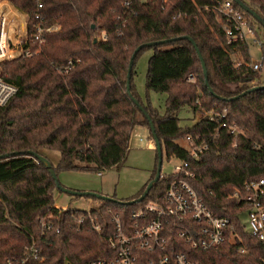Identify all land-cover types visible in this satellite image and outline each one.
<instances>
[{
  "label": "trees",
  "instance_id": "trees-1",
  "mask_svg": "<svg viewBox=\"0 0 264 264\" xmlns=\"http://www.w3.org/2000/svg\"><path fill=\"white\" fill-rule=\"evenodd\" d=\"M14 1L28 13L29 24L41 11L49 24L59 28L46 32L45 42L25 43L32 46V54L5 62L4 78L18 89L0 107V154H8L0 159V264L7 256L22 255L33 239L40 253L27 264H88L95 257L111 256L114 250L108 238L113 221L108 208L119 211L127 223L133 208L147 201L161 202L169 182L187 177L185 172H162L142 200L125 202L138 198L155 176L157 154L152 176L135 195L110 194L123 201L84 195L96 199L90 208L102 223L101 231H96L89 219L80 226L75 220L79 214L88 215L87 208L56 205V191L63 190L45 163L29 151L46 156L58 176L61 170L98 173L123 164L135 126H147L153 138L151 121L164 157L188 161L193 173L189 180L197 192L217 214L231 220L229 238L208 249L192 248L178 235V221L169 220L165 252L186 251L203 264H264V243L241 218L246 204L231 196L236 186L264 176V87L233 98L264 84V79L261 68L249 63V43L231 40L224 31V15L217 10L224 0ZM244 1L264 18V0ZM233 2L264 41V24ZM179 36L196 41L208 68L209 85L194 43ZM168 38L138 50L128 90V66L137 46ZM261 45L264 51V42ZM147 48L153 49L147 87L167 93L163 112L150 99L140 98L134 81L137 57ZM238 53L243 58L239 64L233 58ZM184 106L203 115L182 124L179 112ZM212 108L219 112L215 119L204 114ZM234 123L242 129L237 135L230 132ZM188 137L206 145L196 156L179 141ZM50 212L58 215L57 225L43 229L39 218ZM232 232L237 235L234 241Z\"/></svg>",
  "mask_w": 264,
  "mask_h": 264
},
{
  "label": "built area",
  "instance_id": "built-area-1",
  "mask_svg": "<svg viewBox=\"0 0 264 264\" xmlns=\"http://www.w3.org/2000/svg\"><path fill=\"white\" fill-rule=\"evenodd\" d=\"M124 3L129 4L130 1ZM38 7L42 8L43 2L40 1ZM217 10L224 15L223 29L229 39H239L247 43L253 39L254 42L262 44L254 33L250 19L235 6L233 0H224ZM29 19L28 13L14 0H0V107L5 105L18 89L14 83L4 78V62L20 55L32 54V46L25 43L36 40L45 42L44 34L59 28L56 24H49L41 11L34 14L32 24H29ZM102 36L106 34L103 33ZM263 60L264 55L251 66L260 69ZM204 114L215 119L219 112L212 108ZM221 115H226V108ZM223 125L227 126V123L223 122ZM240 131L242 129L237 124L230 126L231 133L237 135ZM186 140L194 156L198 155L199 149L206 147L203 143L196 144L193 137ZM154 143V138L146 139V145ZM178 161L172 173L183 171L187 177H174L169 182L161 202L147 201L133 208L130 211L131 220L127 223L123 221L119 211L108 208L113 221V231L108 241L114 253L111 256L95 257L88 264H203L200 260L192 259L186 251L181 250L174 254L165 252L168 244L165 224L169 220L178 221V235L194 249H208L229 238L230 217L219 215L208 206L189 180V177L193 176L188 170L189 162ZM106 170L103 169L98 174L103 175ZM231 196L246 204L243 212H247L249 218L248 224L243 221L244 225L252 235L264 243V176L247 181L243 186H236ZM90 208L91 206L87 208L88 215L79 214L75 216V220L80 226L89 219L92 227L101 231L100 217L98 214H92ZM57 218V214L50 212L41 216L39 221L43 229H52L57 225ZM56 230L59 231L60 227L57 226ZM236 236V233L232 232L231 241H234ZM39 253L40 246L33 239L22 255L7 256L4 264H27L30 259L38 257Z\"/></svg>",
  "mask_w": 264,
  "mask_h": 264
},
{
  "label": "rangeland",
  "instance_id": "rangeland-1",
  "mask_svg": "<svg viewBox=\"0 0 264 264\" xmlns=\"http://www.w3.org/2000/svg\"><path fill=\"white\" fill-rule=\"evenodd\" d=\"M261 42L264 41L262 40ZM249 47L251 55L249 63L251 65L255 60L261 59L264 55V51L261 43H256L253 39L250 40ZM152 53L153 49L147 48L137 57L134 81L141 97L145 100L150 99L153 104L163 112L165 110L167 93L157 92L147 87L148 62ZM233 58L237 64L243 61L240 53L234 54ZM5 62L3 70L6 67ZM259 72L262 79H264V60ZM179 114L181 116L182 124H191L203 115L200 112L194 114L189 106H184ZM132 133L130 149L122 165L110 167L103 175H98L97 172L87 170H61L59 171L60 181L66 186L95 188L103 191V193L116 195L119 198H126L135 195L152 176L156 167L157 151L146 145V139L152 137L147 126L141 124L137 125ZM141 137L143 138L142 140ZM179 141L185 146H190L188 140L180 139ZM178 162L177 159L168 160L164 157L162 172H172L175 168V164ZM94 202L96 203V199L91 197H75V195L65 191H56L57 206L88 208L94 204ZM241 218L246 224H248L249 217L247 212H243Z\"/></svg>",
  "mask_w": 264,
  "mask_h": 264
},
{
  "label": "water",
  "instance_id": "water-1",
  "mask_svg": "<svg viewBox=\"0 0 264 264\" xmlns=\"http://www.w3.org/2000/svg\"><path fill=\"white\" fill-rule=\"evenodd\" d=\"M235 1L243 9H245L246 11L251 13L254 18L258 19L259 21H261L264 24V18L257 11H255L250 5H248L244 0H235ZM181 37H189L192 40V42L194 43L196 49L199 52L200 58L202 60L206 83L209 85L208 68H207L205 59H204V57H203V55H202V53H201L196 41L194 40V38H192L190 36H179V38H181ZM170 39L171 38L164 39V40L150 41V42L143 43V44H140L139 46H137V48L134 50V52H133V54H132V56L130 58V62H129V66H128V72H127V88H128V90L131 89V78H132L133 62H134V58H135L138 50L141 49L146 44L147 45H153V44H157L159 42H164V41H167V40H170ZM263 87H264V84H262V85H253L250 88H248V89L244 90L243 92H241L240 94H237V95L233 96V98H237L240 95H243V94H245V93H247L249 91L256 90V89L263 88ZM210 89L213 91V88L211 86H210ZM130 94L132 95L131 91H130ZM133 98H134L135 102L137 104H139L140 108L146 113V110L142 107L140 101L137 98H135L134 96H133ZM146 114H147L148 118L151 120L150 115L148 113H146ZM151 129H152L153 138H154V141H155V148H156L157 154H158V163H157L158 165H157L156 174L147 183L145 189L143 190L142 194L138 198H134V199H131V200L125 201V202H136V201L142 200L149 193V191L153 187L154 183L157 182L159 180V178L161 177V175H162V165H163V161H164V149H163L162 142H161V140H160V138L157 135V132L155 130V125H154V123L152 121H151ZM29 153L34 155L37 159H39V160H41V161H43L45 163V165L48 167V169L52 173L53 177L55 178L58 187L61 190L65 191V192H68V193H71L73 195H82V196H84V195H92V196H96V197H99V198L120 200V199L114 198L110 194L103 193V192H100V191H97V190H93V189H76V188H72V187L63 185L62 182L59 179V176H58L57 172L55 171L54 166L52 165L51 161L46 156H44V155H42V154H40L38 152L32 151V150L29 151ZM5 156H8V154H0V159L2 157H5ZM120 201H123V200H120Z\"/></svg>",
  "mask_w": 264,
  "mask_h": 264
},
{
  "label": "crops",
  "instance_id": "crops-1",
  "mask_svg": "<svg viewBox=\"0 0 264 264\" xmlns=\"http://www.w3.org/2000/svg\"><path fill=\"white\" fill-rule=\"evenodd\" d=\"M136 88H137V85H136ZM137 91H138V89H137ZM139 93V92H138ZM140 94V93H139ZM140 98L144 101V102H147L148 101V99H143L142 97H141V95H140ZM133 134V133H132ZM132 138V137H131ZM148 147H150V148H153V149H155V143L154 144H149V145H147ZM98 174V173H97ZM99 175V174H98ZM77 188H79V187H77ZM81 189H93V188H90V187H82ZM95 189V188H94ZM96 190H98V189H96ZM103 192V191H102ZM94 204H95V202H94ZM94 204H92L91 206H93Z\"/></svg>",
  "mask_w": 264,
  "mask_h": 264
}]
</instances>
